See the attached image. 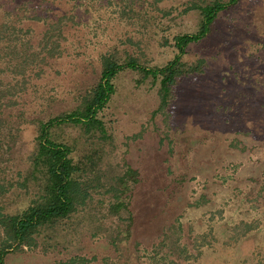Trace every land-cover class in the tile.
Masks as SVG:
<instances>
[{
    "label": "rangeland",
    "instance_id": "374dc122",
    "mask_svg": "<svg viewBox=\"0 0 264 264\" xmlns=\"http://www.w3.org/2000/svg\"><path fill=\"white\" fill-rule=\"evenodd\" d=\"M76 1L78 24L64 41L43 106L70 107L76 91L97 77L98 54L109 46L161 64L174 55L172 36L198 26L197 11L183 10L189 0ZM182 58L205 59L204 70L184 78L165 108H157L156 86L137 83L139 73L125 69L98 113L107 131L102 166L116 171L130 164L145 178L139 221L126 245L139 239L143 264H264V0H237L221 10ZM81 132L73 125L62 130L80 140V151L96 148L82 142ZM21 133L26 151L34 131ZM173 220L175 234L161 226ZM71 249L113 253L106 239L85 236ZM60 255L26 248L9 253L4 264H57Z\"/></svg>",
    "mask_w": 264,
    "mask_h": 264
},
{
    "label": "trees",
    "instance_id": "16d2710c",
    "mask_svg": "<svg viewBox=\"0 0 264 264\" xmlns=\"http://www.w3.org/2000/svg\"><path fill=\"white\" fill-rule=\"evenodd\" d=\"M236 2L189 0L183 10L197 11V29L172 36L175 52L164 63L147 65L143 52L109 46L98 54L97 77L76 91L70 107H61L42 102L67 34L78 24L77 1L0 0V264L9 253L26 248L61 254L57 264H143L139 239L133 238L132 248L126 243L139 221L145 178L130 164L116 171L102 166L101 141L107 131L98 113L125 69L139 73L137 83L148 80L156 86L157 108L169 105L179 83L204 70L205 59L182 58L187 46L206 36L219 12ZM68 125L82 128V142L97 147L80 151L79 139L62 134ZM26 129L34 133L30 147L22 151L21 131ZM174 220L161 226L175 234ZM160 234L161 239L168 236ZM81 236L106 239L115 257L71 249Z\"/></svg>",
    "mask_w": 264,
    "mask_h": 264
}]
</instances>
